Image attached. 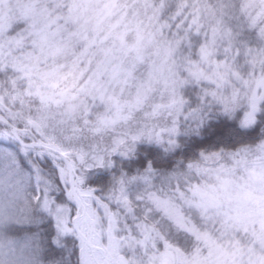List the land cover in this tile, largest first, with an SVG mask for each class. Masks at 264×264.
Wrapping results in <instances>:
<instances>
[{
    "label": "clouds",
    "instance_id": "obj_1",
    "mask_svg": "<svg viewBox=\"0 0 264 264\" xmlns=\"http://www.w3.org/2000/svg\"><path fill=\"white\" fill-rule=\"evenodd\" d=\"M230 11L0 0V129L87 194L61 264H264V0L243 35Z\"/></svg>",
    "mask_w": 264,
    "mask_h": 264
},
{
    "label": "snow or ice",
    "instance_id": "obj_2",
    "mask_svg": "<svg viewBox=\"0 0 264 264\" xmlns=\"http://www.w3.org/2000/svg\"><path fill=\"white\" fill-rule=\"evenodd\" d=\"M236 119L247 123V114L237 112ZM224 131L217 127L213 137ZM33 147L24 144L15 130L0 131V185L11 189V198L0 202V249L18 252L17 264H61L70 242L66 234L76 230L72 218L76 217L77 228L89 218L87 194L66 195L59 187L65 170L60 169L56 179L45 175L44 169L53 171L51 162L42 159L43 153L34 154ZM81 240L91 238L81 231ZM83 249L84 244L82 255ZM84 264L94 262L85 257Z\"/></svg>",
    "mask_w": 264,
    "mask_h": 264
},
{
    "label": "trees",
    "instance_id": "obj_3",
    "mask_svg": "<svg viewBox=\"0 0 264 264\" xmlns=\"http://www.w3.org/2000/svg\"><path fill=\"white\" fill-rule=\"evenodd\" d=\"M231 5L233 2L237 4V7H234L233 11H238V6H239V0H229L228 1ZM234 26L237 29L238 34L243 35L246 22L240 18L239 20L234 23ZM0 131H3V129H0ZM11 198V189L8 188L7 186H2L0 185V202L6 201ZM6 232V230H3ZM107 238L105 237V240ZM20 259V255L18 252L14 253L11 250L8 249H0V264H17V261ZM40 264H43L41 261Z\"/></svg>",
    "mask_w": 264,
    "mask_h": 264
},
{
    "label": "rangeland",
    "instance_id": "obj_4",
    "mask_svg": "<svg viewBox=\"0 0 264 264\" xmlns=\"http://www.w3.org/2000/svg\"><path fill=\"white\" fill-rule=\"evenodd\" d=\"M229 0H223V2H226L229 6V8L231 9L229 15L231 17V20L233 21V24L236 23L237 20H239L240 18H242L246 23V19H245V14H244V5L246 2H249V0H239V6H238V11H233L234 10V7L236 6L237 7V4H235V2L232 3V5L228 2ZM210 2H212V0H210ZM259 3H257V7L255 9H252V14L253 16L256 15L257 11L259 10ZM204 39L208 40L210 39V34L209 33H206L203 37ZM218 43L221 45V48L226 44L225 41H218ZM160 211L162 212H165V213H170L171 211H173V209L167 207V206H164V205H161L160 206ZM75 218V219H74ZM72 225L77 228V221H76V217H73L72 218ZM80 233L81 231H83L85 234L88 232V223L86 220H81L80 221V227L78 228Z\"/></svg>",
    "mask_w": 264,
    "mask_h": 264
},
{
    "label": "water",
    "instance_id": "obj_5",
    "mask_svg": "<svg viewBox=\"0 0 264 264\" xmlns=\"http://www.w3.org/2000/svg\"><path fill=\"white\" fill-rule=\"evenodd\" d=\"M71 226L73 227V225L71 224Z\"/></svg>",
    "mask_w": 264,
    "mask_h": 264
}]
</instances>
